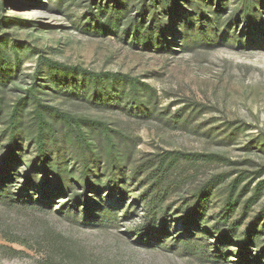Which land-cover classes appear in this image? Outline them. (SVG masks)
Instances as JSON below:
<instances>
[{
  "label": "rangeland",
  "instance_id": "rangeland-1",
  "mask_svg": "<svg viewBox=\"0 0 264 264\" xmlns=\"http://www.w3.org/2000/svg\"><path fill=\"white\" fill-rule=\"evenodd\" d=\"M118 1L123 4V25L117 34H99L91 28L97 23V19L89 22L91 12L104 13L115 7L117 0H0V47L7 62L0 71V159L7 152V124L13 106L32 84L39 59L51 58L76 70L64 72L45 61L39 66L36 92L48 106L41 113L57 137V145L49 144V152L67 163L78 157L68 125L51 108L101 122L124 159L122 187L126 195L120 203L119 187L113 189L112 197L103 189L104 205H113L98 213L99 221H90L81 203H70L73 195H55L57 189L48 185L42 174L39 190H32L16 172L4 183L6 192L0 193V264H37L38 259L47 263L48 256L62 264H251L236 253V241L227 245L226 251H214L216 239L211 233L193 227L187 233L180 221H171L168 232L160 224L150 241L142 238L135 231L145 220L142 204L133 201L136 192L148 185L147 175L158 162V155L166 151L219 157L209 161L182 159L165 179L169 185L164 205L170 206V212L178 209L177 215L193 192L214 176L223 175L209 197L204 218L210 222L221 210L234 177L243 179L240 188L250 182L242 202L259 181H264V0H255V7L240 0L238 16L236 0H223L224 7L215 14L217 0H200L197 11L193 10L194 0H177L171 17L159 23L160 38L166 42L160 50L132 46L133 33L124 35V23L149 5L143 0ZM77 68L120 74V80L104 77L105 86L114 85L120 92L129 87L123 75L138 78L147 84L137 85L147 113L135 114V109L125 107L126 99L104 88L96 94L92 79ZM67 80L74 84L73 89L55 86ZM118 99L119 104L104 105L107 100ZM34 108L32 95L19 102L16 126L18 144L26 156L23 158L35 150ZM80 127L102 168L105 131L90 122H80ZM19 164V171L24 170V162ZM138 166L142 168L131 183L132 170ZM101 185H107L105 177ZM21 188L26 191L23 196L32 195L34 205L15 199ZM263 207L264 184L240 230ZM240 210L241 205L233 219ZM254 230L258 238L254 252L261 253L259 264H264V214L258 217ZM190 234L194 236L186 246L182 240Z\"/></svg>",
  "mask_w": 264,
  "mask_h": 264
},
{
  "label": "trees",
  "instance_id": "trees-1",
  "mask_svg": "<svg viewBox=\"0 0 264 264\" xmlns=\"http://www.w3.org/2000/svg\"><path fill=\"white\" fill-rule=\"evenodd\" d=\"M177 0H143L145 6L149 5L148 9L144 10V7L140 9V13L134 18L129 19L124 23L126 26L124 30L125 37L133 33V38L131 41L132 46H143L145 48H157L162 49L165 46V41L160 38L161 21L165 17H171V13L175 6ZM243 0H241L242 3ZM252 7H255V0H247ZM200 0H194L193 10L199 8ZM238 7L236 8V15L241 13L240 0H236ZM122 2L117 0V5L110 9L105 10L101 13V10L97 13L91 12L92 20L97 19V23L91 28L95 33H114L117 34L120 26L123 25L122 20L124 17L123 11L121 10ZM214 14L224 7L223 0H217L215 2ZM101 9V8H100ZM149 10V11H148ZM148 11V12H147ZM150 14V15H148ZM148 18V19H147ZM8 19V18H7ZM147 19V20H146ZM213 23H215L214 17L212 18ZM31 22H35L31 20ZM239 22V21H238ZM245 24V21H242ZM215 25V24H214ZM108 33V34H109ZM40 63L36 72L34 73L33 82L27 89L25 96L19 99L18 103L13 106L11 114L9 116L7 124L8 140H7V152L4 157L0 159V193L4 194L6 192V180L10 181L15 177L16 172L22 174L24 186L31 188L32 190H39L40 174L46 179L48 185H52L57 189L55 195H68L71 194L73 197L71 204L81 203L86 209H84L88 220L99 221L100 214L105 209H110L112 205H104V199H102L101 192L106 189V193L112 197L114 193V188L119 187V192L121 195V201L125 199V190L122 187V179L124 173V159L121 154H118L115 145L108 135L109 129L103 125L101 122L90 119L75 118L68 113L60 112L57 109H53L56 116L61 118L69 127L70 132L73 135L74 143L78 150V157L74 159L73 163H67L66 160L59 155L52 157L51 152H49V144L57 145L56 130L49 123L44 115L41 113L42 108L48 107L42 102L40 97L36 92V87L39 85V66L45 61L51 68L60 69L64 72H74L76 67L68 66L61 62L52 60L51 58L41 57L39 59ZM7 62L5 55L0 47V71L6 66ZM80 74L83 76H89L93 81V88L95 93L98 94V90L104 88L107 93L113 96H119V99H126L125 107L130 108V110L135 109L134 113L146 114L147 108L146 104L138 97V83L142 84L144 87L147 86L145 83H141L138 78L131 77L129 75H123V77L128 81L129 87L126 91L122 89L120 92L118 88L112 85L108 88L104 85V77L112 76L120 80L118 76L120 74L111 72H91L85 69L77 68ZM121 76V75H120ZM122 80V79H121ZM101 82V83H98ZM62 85L63 88L73 89L74 84L70 82L63 81L57 82L55 86ZM100 85V86H99ZM114 86V87H113ZM115 94H114V93ZM120 92V93H118ZM32 95L35 101V124L36 130L35 134L32 136L35 150L31 156L28 158L24 156V152L21 150L20 144H18L19 132L16 126V116L19 107V102L25 100L26 96ZM95 94V95H96ZM112 96V97H113ZM117 102H111L110 100L105 101L104 105H113V103L119 104ZM96 101V100H95ZM97 104V102H94ZM103 104V103H102ZM50 108V107H49ZM80 122H90L96 126H101L106 133L107 144L105 148V164L101 168L99 163L96 161V152L92 147L91 143L85 138V134L80 127ZM73 123V125H71ZM233 124V123H232ZM236 124V123H234ZM159 159L156 165L150 170L147 178V186L144 190H138L134 196V204L140 200L142 204L141 210L143 211L144 223L135 229L142 238L147 240H152V235L158 230V226L161 224L165 227V232L170 226L171 221H180L183 228L188 230L190 228L203 229V233H211L216 239L213 243L214 251H226L231 242L236 241L239 246V251L236 252L241 254L248 263L259 264L262 261V256L260 252H254V247L257 243V233L254 230L257 224L258 217L264 214L263 209L253 218L245 223L243 229L240 230V226L243 222L244 217L247 215V210L254 204L261 196L264 181H259L255 187L251 189L252 193L242 202V197L250 191V182L244 184L240 188V183L243 180L240 177H234L228 184V189L221 206V210L218 215L213 218V221L206 220L204 218L209 209V197L212 193L213 188L219 182L223 175L214 176L209 179L204 185L193 192L192 199L183 203L179 209L182 210L180 215H177L178 209L170 212V206L164 205L167 198V188L169 184H165V179L169 178L172 171L177 167L180 160H206L209 161L211 158L219 157L217 155H206L201 153H185L181 151H166L158 155ZM79 159V161H78ZM92 159H95L94 164H92ZM24 162L25 169L19 171V163ZM78 164L76 165V163ZM9 164V165H6ZM96 168V170H95ZM142 166H138L136 169L132 170L130 181L134 182L137 179L138 173L140 172ZM18 169V171H17ZM102 169V172L99 170ZM260 171L256 172L255 177H259ZM102 177L106 178L107 185L104 187L101 185ZM253 178V179H256ZM135 179V180H134ZM149 180V182H148ZM73 185L80 187L81 192H76ZM141 187V186H138ZM111 188L112 190H110ZM143 189V188H142ZM24 188H21L16 195V198L22 199L29 204H33V197L29 193L27 196H23ZM43 193V191H42ZM44 194H42L43 196ZM137 198V199H136ZM41 200V198H40ZM40 203V201H38ZM34 205V204H33ZM241 205V210L238 217L233 219L234 211ZM63 206H69L63 203ZM63 207V208H65ZM97 207V209H95ZM62 208V209H63ZM130 208V207H129ZM194 236V235H193ZM192 234L187 235L183 240V244L188 246V241L193 237ZM183 236H179V239ZM149 245V244H148ZM48 256V264H62L61 261L53 260ZM52 260V261H51ZM44 263L43 259H38L37 264H47Z\"/></svg>",
  "mask_w": 264,
  "mask_h": 264
}]
</instances>
